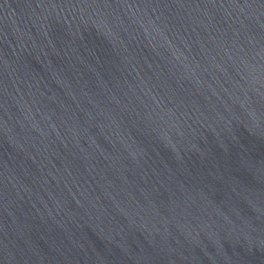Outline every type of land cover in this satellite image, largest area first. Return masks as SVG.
<instances>
[{"label": "water", "instance_id": "water-1", "mask_svg": "<svg viewBox=\"0 0 264 264\" xmlns=\"http://www.w3.org/2000/svg\"><path fill=\"white\" fill-rule=\"evenodd\" d=\"M0 264H264V0H0Z\"/></svg>", "mask_w": 264, "mask_h": 264}]
</instances>
